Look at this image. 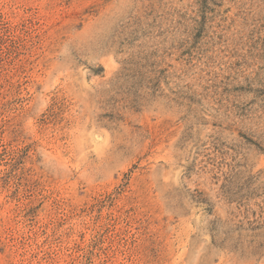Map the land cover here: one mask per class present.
Returning <instances> with one entry per match:
<instances>
[{
  "label": "rangeland",
  "instance_id": "1",
  "mask_svg": "<svg viewBox=\"0 0 264 264\" xmlns=\"http://www.w3.org/2000/svg\"><path fill=\"white\" fill-rule=\"evenodd\" d=\"M0 264H264V0H0Z\"/></svg>",
  "mask_w": 264,
  "mask_h": 264
}]
</instances>
